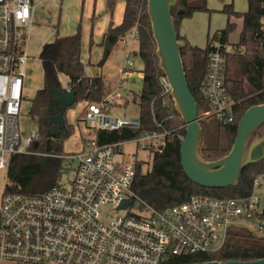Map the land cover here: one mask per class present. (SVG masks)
Returning <instances> with one entry per match:
<instances>
[{
	"label": "built area",
	"instance_id": "1",
	"mask_svg": "<svg viewBox=\"0 0 264 264\" xmlns=\"http://www.w3.org/2000/svg\"><path fill=\"white\" fill-rule=\"evenodd\" d=\"M33 15V0H0V173L7 170L13 154L32 152L30 145L38 138L34 131L23 142L19 125L32 59L26 49V30ZM129 34L138 39L136 28ZM132 66L127 54L119 87L125 89L134 76ZM225 67V52H210L204 82L210 108L198 116L203 126L215 119L233 121L238 99L226 95ZM160 82L164 93H170L165 75ZM114 102L120 101L111 91L101 102L86 105L84 119L95 132L119 129L130 121L109 116ZM186 127L182 123L170 130L145 131L133 140L143 150L155 147L162 151L167 137L183 139ZM123 143H102L97 136L87 139L79 153L65 155L66 170L76 162L67 184L60 182L38 195L0 193V262L169 264L179 256L217 252L235 227L264 235V219L259 215L263 208L260 197L253 194L243 199L195 195L165 210L142 204L138 213L128 212L104 223L102 207L117 208L126 199H137L132 189L136 163L120 159ZM260 178L264 186V174L255 178L254 185Z\"/></svg>",
	"mask_w": 264,
	"mask_h": 264
},
{
	"label": "trees",
	"instance_id": "2",
	"mask_svg": "<svg viewBox=\"0 0 264 264\" xmlns=\"http://www.w3.org/2000/svg\"><path fill=\"white\" fill-rule=\"evenodd\" d=\"M107 2L109 9L113 10L117 0ZM125 2L122 21L116 25L111 22L104 33L101 42L103 56L98 66L102 67L113 48L125 40L134 28L137 29V55L143 63L142 88L134 95L139 108V124L135 127L96 131L102 143L125 142L139 137L145 131L170 130L184 123L174 107L170 93H164L160 82L164 72L159 68L147 0ZM212 11L208 0H178L177 5L172 7L178 37L186 42L181 55L187 80L198 102L199 114L210 108L204 82L209 54L213 50L225 52L226 95L238 99L232 110V122L215 119L203 126L200 153L207 160H217L227 154L234 143L237 125L243 113L253 105L264 103V0H248L245 12L237 11L233 3L225 4L222 12L227 15L226 26L209 34L204 47L191 44L180 32L182 21L196 12L211 14ZM237 19L242 20L239 41L230 45L228 38L237 27ZM90 44L93 45L92 37ZM40 60L44 70V84L36 93L30 109V115L38 121L37 145L35 142L30 145L32 152L12 155L6 170L7 182L3 193L38 195L59 184L67 161L63 154L64 144L74 132L73 124L67 121V111L77 103L87 105L101 102L111 88L104 75L87 73L89 63L82 62L81 27L73 34L57 35L45 47ZM61 75L67 79V87H63ZM57 90L74 91L75 103L65 106L57 101ZM58 113L63 115L61 127L54 119ZM56 128H59V132L54 131ZM259 132L264 134V124ZM181 142L180 136H169L162 151L155 147L147 150L149 160L134 159L137 173L132 189L143 204L156 210H165L195 195L243 199L253 194L255 178L264 174L263 158L248 164L234 185L224 188L203 187L190 180L182 168ZM259 215L264 219V208ZM256 259H264V235H257L248 228L235 227L230 230L224 246L217 252L179 256L169 264Z\"/></svg>",
	"mask_w": 264,
	"mask_h": 264
},
{
	"label": "rangeland",
	"instance_id": "3",
	"mask_svg": "<svg viewBox=\"0 0 264 264\" xmlns=\"http://www.w3.org/2000/svg\"><path fill=\"white\" fill-rule=\"evenodd\" d=\"M233 3L234 8L239 12L248 9V0H208L209 8L213 9L211 14L206 12H196L192 17L182 21V29L192 35L193 44L206 45L208 34L212 35L216 30L224 28L227 23V15L222 12L225 4ZM34 15L32 25L27 27L26 49L31 56L28 62V72L25 82V98L22 103L19 125L22 131L23 142L34 131L38 132V121L30 115L32 101L38 90L44 84V70L40 55L45 46L52 43L57 35H70L81 27L82 35V57L86 63L88 75L102 74L111 88L108 92L114 91V96L120 102H114L108 111L110 117L134 118L139 115L137 102L134 101L135 93H139L142 88L143 63L138 52V39L128 34L125 40L120 41L112 50L102 67L98 62L103 56L101 47L102 36L109 27L111 21L116 25L122 20V10L124 2L118 0L113 10L108 7L107 0H33ZM237 27L228 38L230 45L239 41L242 28V20L237 19ZM92 37L93 45L90 44ZM133 62L135 70L134 77L126 82L125 89L119 87L120 69L124 66L126 55ZM63 87L67 85V79L61 75ZM123 100L125 102H123ZM86 105L77 103L66 113L69 123L74 126V132L69 136L64 144L63 154L71 155L79 153L85 140L94 138L95 131L84 119ZM260 133V132H259ZM261 135V133H260ZM264 135V134H263ZM122 155L120 159L129 160H149L150 154L147 150L141 149L135 140H127L122 145ZM119 159V157H116ZM63 170L62 184H67L72 180L76 162L71 164L69 170ZM7 182V172L0 173V193L3 192ZM259 183L254 186L253 195L260 197V208H264V186ZM139 207L133 206L127 209L114 206H104L101 208V217L104 223L110 222L128 212L138 213ZM144 211V210H142ZM0 264H12L0 262Z\"/></svg>",
	"mask_w": 264,
	"mask_h": 264
},
{
	"label": "water",
	"instance_id": "4",
	"mask_svg": "<svg viewBox=\"0 0 264 264\" xmlns=\"http://www.w3.org/2000/svg\"><path fill=\"white\" fill-rule=\"evenodd\" d=\"M177 3L178 0H147V12L156 42L159 68L169 82L174 107L187 125L181 142L182 168L190 180L203 187H228L238 182L248 164L264 158V135L259 133V128L264 124V103L253 105L243 113L237 125L234 143L227 154L217 160H207L201 155L203 125L198 120V102L187 80L181 55V49L186 42L179 39L175 17L172 14V7ZM56 95L57 101L65 106L75 103L74 91L57 90ZM54 119L57 120L59 127L63 125L61 113L55 115ZM127 119L130 121L124 122L123 126L138 125L137 117ZM54 131L59 132V128ZM142 204L139 199H126L119 207L124 205L141 207ZM186 264H264V259L214 260Z\"/></svg>",
	"mask_w": 264,
	"mask_h": 264
},
{
	"label": "crops",
	"instance_id": "5",
	"mask_svg": "<svg viewBox=\"0 0 264 264\" xmlns=\"http://www.w3.org/2000/svg\"><path fill=\"white\" fill-rule=\"evenodd\" d=\"M117 1H118V0H117ZM122 1L124 2V6H123V10H122V18H123V13H124V9H125V4H126V2H125V0H122ZM107 3H108V2H107ZM116 3H117V2H116ZM121 21H122V20H121ZM121 21H120V22H121ZM111 22H113V21H111ZM111 22L109 23V25L111 24ZM120 22H119V23H120ZM113 23H114V22H113ZM119 23H117V24H119ZM107 30H108V28H107ZM107 30H106V31H107ZM106 31H105V32H106ZM180 32H181L182 35H184V36H185V37L191 42V44H193V42H194L193 40H194V39L192 38V35H191L190 33L186 32V31H184V30L182 29V26L180 27ZM208 35H209V34H208ZM103 36H104V34H103ZM103 36H102V38H103ZM206 42H207V41H206ZM205 44H206V43H205ZM100 45H101V44H100ZM193 45H196V44H193ZM197 46H199V45H197ZM204 46H205V45H204ZM101 47H102V46H101ZM200 47H203V46H200ZM102 55H103V54H102ZM82 59L84 60V62H86L85 59H84L83 57H82ZM101 59H102V57H101ZM101 59H100V60H101ZM100 60H99V61H100ZM89 63H90V61H89ZM134 75H135V74H134ZM141 75H142V73H141ZM133 77H134V76H133ZM66 87H67V85H66ZM137 118H138V117H137Z\"/></svg>",
	"mask_w": 264,
	"mask_h": 264
}]
</instances>
